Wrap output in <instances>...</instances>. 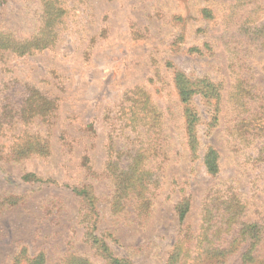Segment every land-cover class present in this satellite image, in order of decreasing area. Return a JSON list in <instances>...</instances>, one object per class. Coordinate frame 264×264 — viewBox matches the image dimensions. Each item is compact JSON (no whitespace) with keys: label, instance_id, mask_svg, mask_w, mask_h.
Wrapping results in <instances>:
<instances>
[{"label":"rangeland","instance_id":"obj_1","mask_svg":"<svg viewBox=\"0 0 264 264\" xmlns=\"http://www.w3.org/2000/svg\"><path fill=\"white\" fill-rule=\"evenodd\" d=\"M64 19L55 49L0 64V92L20 100L34 87L59 106L48 162L0 164V197L16 202L0 206V264L41 253L45 264H106L93 238L131 264H247L246 244L205 260L208 241L196 238L221 196L247 204L239 225L264 224V0H68ZM34 23L27 0H0V26L27 38ZM38 123L30 129L48 130ZM210 148L216 175L203 162ZM132 162L146 170V204L132 196L114 217L107 169ZM79 185L97 208L82 207Z\"/></svg>","mask_w":264,"mask_h":264},{"label":"trees","instance_id":"obj_2","mask_svg":"<svg viewBox=\"0 0 264 264\" xmlns=\"http://www.w3.org/2000/svg\"><path fill=\"white\" fill-rule=\"evenodd\" d=\"M1 1L4 2L5 0ZM27 2L33 7L35 15L32 33L27 38H23L18 35L16 30L0 26V64L10 58L53 50L61 41V33L66 25L64 11L68 0H27ZM254 11L258 13L260 9ZM202 13L207 18L213 15L207 9L202 10ZM242 17L243 21L246 13ZM188 83L189 81H186L183 86H178L179 95L182 99L188 95L190 89ZM56 106L58 105L55 100L52 101L49 96L34 87H26L24 92H21L20 100L17 96L12 97L0 92V164L21 165L32 158L48 162L52 155L51 122L56 118V114H54V107ZM38 121L46 125L48 130H31V126L40 124ZM189 124L188 121L187 126L191 131ZM7 142H9L8 146L6 145ZM111 145L108 148V153L112 149ZM191 146H194L193 141H191ZM261 154L264 158V146ZM112 159V154H110L108 161L110 162ZM218 160L217 151L210 148L203 158L208 174H217ZM111 167V169L109 167L107 169L114 175L110 205L111 214L115 217L123 213V210L132 204L130 202L132 196L136 195L143 199V201L136 200V202L145 206L146 200L143 198L145 197L143 193L145 192L144 174L146 170L144 167L136 165L134 162L123 167L115 163ZM22 180L29 183L43 181L34 173H24ZM88 188L90 187L79 185L72 187V191L80 198L82 207L84 203H89L94 208L96 201H93L94 196L92 191H88ZM10 198V196H1L0 206L6 203H16ZM232 200H235L236 206H232ZM186 201L177 207L180 220H184L190 210L189 202ZM220 202L225 208L220 209L218 207L220 210L217 212L205 207L202 209V226L196 241H208V248L206 251L204 250L205 260L211 259L214 255H223L237 242H240L236 247L245 244L247 246L244 251L247 264H264V259L261 260L260 255V249L264 251V224L259 222L248 224L242 221L240 225L238 224L237 218L242 215L246 216L249 212L247 204L240 197L229 200L221 196L216 205H220ZM232 207L236 208L235 213L231 212ZM235 227L237 231H234ZM92 241L98 250L102 251L106 264H131L128 259L113 256V252L106 247L104 239L93 238ZM197 249L200 250L198 246ZM23 253L26 254L27 250L24 249ZM78 259L73 264H81L82 260L80 262V258ZM85 262L88 264L86 259ZM29 263L45 264V254L41 253L38 259L30 260L27 264Z\"/></svg>","mask_w":264,"mask_h":264}]
</instances>
